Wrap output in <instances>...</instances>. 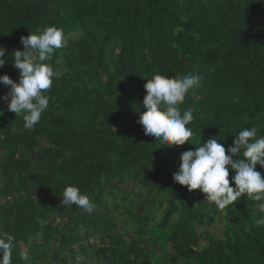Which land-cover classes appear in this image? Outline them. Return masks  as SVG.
I'll return each mask as SVG.
<instances>
[{
    "label": "trees",
    "instance_id": "trees-1",
    "mask_svg": "<svg viewBox=\"0 0 264 264\" xmlns=\"http://www.w3.org/2000/svg\"><path fill=\"white\" fill-rule=\"evenodd\" d=\"M51 26L67 45L45 62L59 76L40 122L25 129L0 99V236L15 238L12 264H25L22 249L31 264H264L258 202L219 209L173 178L181 154L210 138L228 154L244 128L264 135V0H0V76L18 83L21 37ZM156 74L202 77L181 105L195 145L168 147L138 123ZM9 89L0 83V97ZM67 186L94 211L64 206ZM217 223L219 239L198 231Z\"/></svg>",
    "mask_w": 264,
    "mask_h": 264
},
{
    "label": "clouds",
    "instance_id": "clouds-1",
    "mask_svg": "<svg viewBox=\"0 0 264 264\" xmlns=\"http://www.w3.org/2000/svg\"><path fill=\"white\" fill-rule=\"evenodd\" d=\"M24 50L12 53L11 63L20 72L19 82L9 75L0 76V83L10 86L7 95L0 97L8 104V111L16 116L23 114L25 129L31 130L37 125L42 114L49 106V97L45 93L52 87L59 73L46 61H49L57 49L67 45L62 29L55 26L43 30L37 29L28 36L21 37ZM6 49L0 47V68L9 62ZM202 77L197 74L183 77L156 74L144 85L146 95L143 107L146 111L139 114L138 123L143 126L145 135H151L168 147L192 143L193 131L188 125L194 120L193 110L181 109L187 93L198 87ZM10 98V99H9ZM195 145V144H194ZM226 149L221 141L210 138L195 150L184 151L178 172L173 174L174 181L187 186L188 190H200L206 194L204 201L214 203L219 209L233 205L245 197L255 202L261 214L255 224L264 226V178L257 171V165L264 168V135L257 137V130L244 128L235 135L233 146ZM239 157L233 159V157ZM230 166V168L228 167ZM233 171L230 185L229 173ZM64 206L76 205L88 213L94 211V202L81 193L76 186H67L62 195ZM15 238L4 233L0 236V264H12V252ZM78 245V244H76ZM73 245L72 248H74ZM74 248L80 251V245ZM19 259L31 264L30 253L22 249ZM84 260L77 258V264Z\"/></svg>",
    "mask_w": 264,
    "mask_h": 264
},
{
    "label": "rangeland",
    "instance_id": "rangeland-1",
    "mask_svg": "<svg viewBox=\"0 0 264 264\" xmlns=\"http://www.w3.org/2000/svg\"><path fill=\"white\" fill-rule=\"evenodd\" d=\"M77 36L78 35H74L73 37L74 38H77ZM125 188H130V184L129 183H127V184H125V186H124ZM140 191V188L139 189H137V192H139ZM0 228H1V224H0ZM198 231L200 232V233H203V232H205V231H208L211 235H213L216 239H219V238H221L222 237V225H220V224H215L214 226H211V227H206V226H201V227H198ZM94 239H92L91 241H93ZM154 248H156L155 246H154ZM158 252V254H157V256H156V258H159V255H160V252L159 251H157ZM150 255H152L151 253H149ZM161 256H165L164 254H162ZM76 262H77V259H76ZM76 262L74 263L73 262V264H76Z\"/></svg>",
    "mask_w": 264,
    "mask_h": 264
},
{
    "label": "built area",
    "instance_id": "built-area-1",
    "mask_svg": "<svg viewBox=\"0 0 264 264\" xmlns=\"http://www.w3.org/2000/svg\"><path fill=\"white\" fill-rule=\"evenodd\" d=\"M79 246L78 245H75L74 248H78Z\"/></svg>",
    "mask_w": 264,
    "mask_h": 264
}]
</instances>
